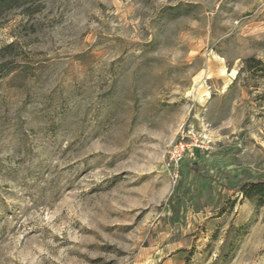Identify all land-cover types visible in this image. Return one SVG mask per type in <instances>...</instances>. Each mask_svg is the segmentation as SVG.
<instances>
[{"label": "rangeland", "instance_id": "rangeland-1", "mask_svg": "<svg viewBox=\"0 0 264 264\" xmlns=\"http://www.w3.org/2000/svg\"><path fill=\"white\" fill-rule=\"evenodd\" d=\"M257 180L264 0L0 14V264H264Z\"/></svg>", "mask_w": 264, "mask_h": 264}, {"label": "trees", "instance_id": "trees-1", "mask_svg": "<svg viewBox=\"0 0 264 264\" xmlns=\"http://www.w3.org/2000/svg\"><path fill=\"white\" fill-rule=\"evenodd\" d=\"M38 1L40 0H0V14L26 4H35ZM252 60L253 58L249 59V62ZM234 191L241 192L244 197L249 199L264 198V180L242 182L238 187L234 188Z\"/></svg>", "mask_w": 264, "mask_h": 264}, {"label": "built area", "instance_id": "built-area-1", "mask_svg": "<svg viewBox=\"0 0 264 264\" xmlns=\"http://www.w3.org/2000/svg\"><path fill=\"white\" fill-rule=\"evenodd\" d=\"M184 149H185V144L184 143H179L172 150V159L174 160V162L177 165L179 164V162L182 159Z\"/></svg>", "mask_w": 264, "mask_h": 264}]
</instances>
